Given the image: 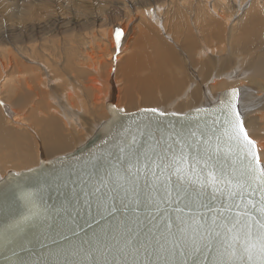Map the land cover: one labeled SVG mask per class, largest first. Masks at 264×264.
I'll return each mask as SVG.
<instances>
[{
    "label": "snow or ice",
    "instance_id": "snow-or-ice-1",
    "mask_svg": "<svg viewBox=\"0 0 264 264\" xmlns=\"http://www.w3.org/2000/svg\"><path fill=\"white\" fill-rule=\"evenodd\" d=\"M238 96L233 90L205 109L211 121L159 136L145 125L119 140L115 161L111 153L95 155L58 176L55 183L71 189L73 207L86 208L84 222L92 231L70 216L64 228L79 243L54 264H264V161ZM140 137L148 139L143 150ZM43 214L30 209L5 224L0 239ZM13 255L9 264H27Z\"/></svg>",
    "mask_w": 264,
    "mask_h": 264
},
{
    "label": "rangeland",
    "instance_id": "rangeland-1",
    "mask_svg": "<svg viewBox=\"0 0 264 264\" xmlns=\"http://www.w3.org/2000/svg\"><path fill=\"white\" fill-rule=\"evenodd\" d=\"M254 25L256 30L253 28ZM114 27H127L126 40L119 39L118 42L120 48L123 46H127L128 48L127 54L125 53L123 56L124 61L129 53H131L130 58L132 62H135L138 59L141 61L143 57L160 58L164 66L159 70L156 69L155 76L160 74L161 76L167 75L168 77H171L174 73L175 66L179 68L178 71H182L183 68V79L184 77L187 78L185 81H191L193 79L190 83L186 82L189 83L188 88H190V90H193L197 84L203 80L202 78L205 73H201L203 72V69L204 72L206 71V59L215 61L216 64L214 63L215 66L213 72L215 73L217 68L216 72L223 71L224 74L222 75H224L225 78L232 71V69H230V66H233L232 63L238 65L239 63H246L249 59L251 62L254 58L256 59V61L254 60L255 66L258 62L264 60L263 55H258L260 54L259 52L263 51L262 53H264V0H0V86L4 84L2 82H5L6 89L11 87V85L23 87L21 89L18 87V94L2 88L3 94L2 96L0 95V98L2 97L3 100H7L8 105H12L13 102H16V98H18L19 94L28 89L24 84V81L21 79L23 77L22 74L28 76L25 80H27L29 86H32L34 82L31 80H35V72L31 70H34L35 66L38 65V59L35 58L36 54L47 56L45 57V60H48L51 64L55 61V65H59V63L62 64L65 61L62 64L64 65L68 60L65 59L66 56L68 58V55H72L73 52H79L78 55H80L88 47L89 49H93V57L96 58L97 48L95 44H99L100 42L103 46L105 43L109 44L108 37L105 33L112 31ZM159 27L161 31L159 30ZM162 29H165L167 32L166 37L162 34L164 32ZM248 30H250V32ZM253 30L259 31L255 32ZM254 32L255 36H252L251 38L250 35H253ZM152 34L153 36H150ZM234 34L238 37L239 34L242 35L240 37L244 36V38H241L242 42L240 41L244 46H241L239 40H237V37ZM230 35H234L238 43H236V40L233 39L234 37L231 38ZM157 38L161 40L160 44L162 48L156 49L154 47V45L157 46ZM193 38L194 40L191 41ZM245 38L250 41L247 42L246 40L247 43H245ZM195 41L197 42L196 44ZM233 42L234 45H232ZM151 44L153 46H151ZM192 44L193 46H191ZM188 46H190V48L193 47V49H190ZM236 46L238 47L236 48ZM116 50L119 51V47H116ZM159 50L166 52L167 55L162 56L157 54ZM237 50L238 52L235 53ZM182 51H184V53ZM188 51L192 52L189 53ZM54 52H56V54ZM169 52H172V57L169 56ZM60 54L63 60L60 58ZM241 54L246 55L242 56ZM55 55L58 56L55 57ZM53 57L58 61L56 62ZM251 57L253 58L251 59ZM175 60H178V62ZM219 61L221 62L220 65ZM202 62L205 65L202 64ZM179 63L181 66H179ZM185 63L187 65H184ZM237 65L234 66L237 67ZM244 66L245 64H243L241 68L242 73L240 75L247 74L243 73ZM106 68L109 69L108 61L106 62ZM23 69H27L26 71L28 72L25 73L24 71L21 73ZM187 70L189 71L188 73H186ZM141 72L143 71L139 70L137 74ZM186 74L187 76H185ZM238 74L232 76L237 77L236 75ZM68 75L70 78L72 75L74 76V72H71V74L69 73ZM147 75L149 76V74ZM249 75L250 74L248 73V76ZM86 76V79H88L89 73L85 74L84 77ZM180 76L181 75H179V77ZM214 77H217V79L211 77V82L207 81L208 84L211 83L212 85L225 79L224 77H219L217 75H214ZM247 78L248 77L245 75L244 79L240 82L243 83L238 87L233 88H243L242 86H245L244 88H246V85H248L246 83V81L248 82ZM18 79L22 82L21 85L18 84ZM91 79L92 76L90 77V80ZM119 79L123 80L122 75L119 76ZM57 85L58 82L49 83L47 90H51ZM248 86L251 87V85ZM118 88L121 89L119 96L123 97L122 90L124 87H119L118 85L116 89ZM156 89L157 88L153 86V90L156 91ZM92 90L93 89L89 91L87 90L88 93L85 91L84 94L86 95H83L84 97L93 94L85 98V100L88 98L86 103L89 106L87 105L85 109H77V107L72 110L69 108L75 117V121L72 122L74 127H69V130L81 137L80 144L74 147L73 150L86 143L100 124L109 118L105 106H102L103 109H101V105H98L96 102V98L98 97L103 100L105 92H109V89L103 87L99 90V94L97 91L94 92ZM136 91H140V88L137 87V85L133 88V92ZM259 94H263V92ZM117 95L118 92L115 95L114 91L113 99H109L108 101L112 100L115 105H119L118 107L124 109L125 112H133L142 108H154L161 112H170L169 110H165L163 106V108H161V106L154 107V103L157 102L156 98H154V103L146 101V103L143 104L141 101H137V103L133 105L129 104V106H131L129 107L128 102L126 103L123 101L124 104H122L123 102L118 104ZM90 96L92 97L90 98ZM98 108L100 110H98ZM97 113L103 114L100 115ZM241 113H243L244 115H242L245 117L247 115V110L241 108ZM94 114L97 115L95 116ZM11 115H14V113H11ZM93 116L98 117L97 122L99 123H94V126L91 127L92 129H90L88 128L90 125L87 122L90 121ZM85 119L88 121L86 122ZM256 127V129L262 133L260 134V132L257 131V134L259 133L262 136L264 134V124H258ZM93 128H95V130H93ZM260 138H264V135ZM73 150L71 149V151ZM54 157L55 156L44 157V159H52ZM7 172H9V170ZM4 176L2 175V177Z\"/></svg>",
    "mask_w": 264,
    "mask_h": 264
},
{
    "label": "bare ground",
    "instance_id": "bare-ground-1",
    "mask_svg": "<svg viewBox=\"0 0 264 264\" xmlns=\"http://www.w3.org/2000/svg\"><path fill=\"white\" fill-rule=\"evenodd\" d=\"M253 28H255V25ZM159 30H160V27H159ZM162 30L164 31L162 34L166 37L167 32L165 31V29H162ZM118 31L122 33L120 39L126 40L127 27H114L112 31L105 33V35L108 37L109 44L105 43L104 46L103 44H101V42L99 44L97 43L95 44L97 48L96 58L93 57L94 53L91 47H90L91 49H89L88 47L87 49H85L84 47L86 51L84 50V52H82V54L80 55H78L79 52L78 53L76 52L77 53L76 54L75 52H73L75 50L71 49L73 50L72 51L73 54L72 55L69 54L68 58L66 56L65 59L66 60L68 59V60H67V63H65L64 65L62 64L65 61L62 64L59 63V65H55L56 64L55 61H53L51 64L48 60H45V57L47 56L36 54L35 58L38 59V65L35 66L34 70H31L35 72L34 73L35 80L33 78H32L33 80L30 79L32 82H34L32 86H29V84L27 83V80H25V78H27L28 76H24L25 74H22L24 78L22 77L21 79L22 81H24V84L26 85L28 89L25 90V92L19 94L18 98H16V102H13L12 105L10 104L8 105L7 100L5 99L3 100L2 97L0 98V179L5 177L4 174L5 173L7 174L8 170L9 171L14 170L16 172H20L26 169L36 167L37 165H39L41 160L44 159V157H53V156L56 157L57 155L59 156V154L63 155V153L65 154L71 151V149L73 150L74 147L80 144L81 137L78 136L74 132H70L71 130H69V127H74L72 122L75 121V117L69 108H71L72 110H74L77 107H78L77 109L79 108L85 109L86 106L88 105L86 103L87 102L86 100L88 98L86 100L85 98L89 97V95H93V94H89V95L87 94L88 96L83 97V95H86L84 93L87 90L89 91L93 89L92 91L94 92L97 91V93L99 94V90H101L103 87H106L109 89V92H105L103 100L100 99L99 97L96 98L97 99L96 102L98 103V105L100 104L101 107L105 106V108L107 109L108 115H109V111L107 108L108 103L114 104L112 100L110 101L108 100L113 99L114 91H115V95L118 92V95H117L118 104H120L123 101L126 103L128 102V106L129 104L133 105L137 103V101H141L143 104H145L146 101H149L150 103H154V98H156L157 102L154 103L155 105L154 107L161 106V108L164 107L165 110L167 111L169 110L170 112L184 113L191 109H195L198 107H204L205 105H210L214 103L219 98L221 91H224L226 89H230L233 87H238L240 84H242L243 82L242 83L240 82L244 79L245 75L248 77L247 78L248 82L246 81V83L248 85H251V87L246 85L247 87L244 88L245 86L241 85L243 88H239L242 91V93L240 94V98H239V109H240V112H241V108H243V110L244 109L247 110V115L245 117H243L244 114L241 113L243 114L242 118H244L243 120H244L249 136L257 142L256 143L257 147L259 150H261V153H262V161H264V144H263L264 138H260L264 134L261 136L260 135L262 134L261 131H258L256 129L257 128L256 126H258V124L259 125L264 124V85H263L264 60L258 62L255 66H254V63L256 59H254L253 57H251V59L253 58L251 62L249 59V61H246V63H239L238 65L236 63L235 64L232 63L233 66L232 67L230 66V69H232V71L225 78L224 75H222L224 74L223 71L222 72L220 71L217 73L216 72L217 68H216L215 73L213 72L214 66L216 64L215 61L209 60V59L208 61L206 59L207 61L206 65L202 62V64L205 65V69H206L205 72L203 69V72L201 73V74L205 73L202 78L203 80H201V82H199L193 90H190V88H188V85L193 79L191 81H185V79H187L185 77L183 79V76H184V72L182 74L183 68H182V71L179 70L180 71L179 72L178 71L179 68L175 66L174 73L172 74L171 77H168L167 75L161 76L160 74H159L160 76L159 75L155 76L156 69L159 70L160 68L164 66L160 58L143 57L141 61L140 59H138L135 62H132L130 58L131 53H129L125 57V61H124L123 56L125 53L127 54L128 48L127 46H123L120 48V46L118 45L119 41H117V39L115 38V35ZM248 31L250 32V30ZM258 31H255V32H258ZM255 32L253 33V35H250L251 38L252 36H255L254 35ZM151 33H147V34H151ZM234 35L233 36L230 35L231 38L234 37L233 39L236 40V37H237V40H239V43L240 41L242 42L241 38H244V36L243 37H240V36H242L243 33L242 35L239 34V37L237 35H235L236 36L235 37ZM150 36H153V34ZM194 38L191 41H193ZM246 38H245V43L251 40L250 37H249L250 39L249 41ZM237 40H236V43H238ZM94 41H95V38H94ZM156 42H157V46L154 45V47L156 49L162 48L160 44L161 40L158 39ZM189 42L188 44L190 45ZM196 43L197 42L195 41V44ZM240 44L241 46L242 45L244 46V44L242 43ZM232 45H234V42ZM151 46L153 45L151 44ZM191 46H193V44ZM116 47H119V51L116 50ZM188 47L190 48V46ZM237 47L238 46H236V48ZM190 49H193V47ZM53 51H54V48H53ZM182 52L184 53V51ZM188 52L191 53L192 51L191 52L188 51ZM236 52H238V50L235 51V53ZM262 52H259L260 54H258L257 52V54L260 56L261 55L264 56V53ZM54 53L56 54V52ZM157 54H160L162 56L167 55V53L162 50H159ZM168 54L170 57H172V52H169ZM57 56L55 55V57ZM59 56L62 59L61 54ZM55 60L56 62L58 61L57 59ZM107 61L109 62V69L106 68ZM175 61L178 62V60H175ZM220 63L221 62L219 61V65ZM243 64H245L243 73H247V74L240 75L242 73L241 68ZM184 65H187V64L185 63ZM234 65L235 66L237 65V67H235ZM179 66H181L180 63H179ZM26 70L23 69L21 73H23L24 71L25 73H27L28 71ZM139 70H142L143 72L137 74ZM71 72H74V76L72 75V77L69 78L68 74L69 73L71 74ZM188 72L189 71L187 70L186 73ZM88 73H89V78L86 79L87 76L86 77L84 76L85 74H88ZM248 73L250 74L249 76H248ZM147 74H149V76ZM213 74L219 77L220 76L224 77L225 79L218 83L212 84V85L211 83L208 84L207 81H210L211 77H213L214 79H217V77H214ZM234 74H238L236 75L237 77H233ZM120 75H122L123 80L119 79ZM179 75L181 76L179 77ZM91 76H92V79L90 80ZM185 76H187V74ZM71 78H74V79H71ZM18 82H19L18 84L20 85L22 84V82H20L19 79H18ZM52 82H58V85L54 86L51 90H47V86L49 85V83L51 84ZM186 82H189V83H186ZM2 83L4 84L0 86L1 96L3 94L2 88L4 90L6 89L5 88L6 83L5 82H2ZM118 85L119 87L120 86L124 87L122 90L123 97L119 96L121 89L119 88L116 89ZM135 85H137V87L140 88V91L133 92V88ZM153 86L157 88L156 91L153 90ZM18 87L19 86L11 85V87L7 88L6 90L7 91L10 90V92H14L16 94L18 92ZM21 88L23 87H19V89ZM262 92L263 94H259ZM91 97L92 96H90V98ZM124 102L122 104H124ZM93 108H94V105H93ZM101 109H103V107ZM98 110L100 109L98 108ZM11 113H14V115H11ZM97 114H100V113H97ZM97 114H94V115L96 116ZM97 118L98 117L93 116V118L90 121L87 120L88 122L85 119V121L90 125V127L88 128L92 129L91 127L94 126V123L96 124ZM93 130H95V128H93ZM257 131L260 132V134L258 133L259 135L257 134ZM45 160H48V159H45ZM2 175L4 177H2Z\"/></svg>",
    "mask_w": 264,
    "mask_h": 264
},
{
    "label": "water",
    "instance_id": "water-1",
    "mask_svg": "<svg viewBox=\"0 0 264 264\" xmlns=\"http://www.w3.org/2000/svg\"><path fill=\"white\" fill-rule=\"evenodd\" d=\"M233 90L239 92L237 108L240 112L239 98L242 91L239 88L224 90L214 103L184 113H165L157 109L153 113L154 108L125 112L124 109L108 103L109 118L100 124L86 143L63 155L48 160L42 159L36 167L20 172L9 171L0 179V231L5 224L23 219L30 209L44 214L12 238L0 239V264H9V258L15 261L17 256L13 255L14 252L27 264H54L62 261L64 251L71 244L79 243L78 238L64 228L66 222H71L70 216L75 217V222L91 234L92 230L84 222L88 218L86 208L82 205L73 207L70 203L71 189L58 186L55 183L58 176L83 167L95 155L111 153V159L115 161L119 152L116 147L119 140L125 135H138L137 129H142L145 125H149L153 130L158 129L156 135L159 136L171 127L188 130L195 128L197 123L204 119L211 121L212 115L205 117L204 110L213 109ZM159 113H164V116ZM139 139L140 149L143 150L148 146V139ZM29 194H32L35 206L29 203ZM65 236L71 239L65 240Z\"/></svg>",
    "mask_w": 264,
    "mask_h": 264
}]
</instances>
